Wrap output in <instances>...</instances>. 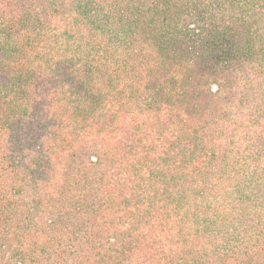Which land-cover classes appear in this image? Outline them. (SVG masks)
<instances>
[{
	"label": "trees",
	"instance_id": "1",
	"mask_svg": "<svg viewBox=\"0 0 264 264\" xmlns=\"http://www.w3.org/2000/svg\"><path fill=\"white\" fill-rule=\"evenodd\" d=\"M92 1L0 0V264H119L117 257L127 264L131 257L130 264H264V229L241 262L213 234L223 218L147 204L159 180L172 176L169 163L186 157L182 145L187 153L203 150L194 147L198 134L224 115L222 106L239 102V79L256 71L264 85V65L256 62L264 60V0H115L88 24L90 11L103 6ZM193 1L199 21H218L199 34L203 51L195 59L186 12ZM186 53L194 55L183 59ZM76 59L98 68L100 85L87 69L73 71ZM213 83L226 96L205 93ZM65 92L79 97L73 106L59 105ZM211 98L212 110L197 114L198 102ZM144 106L154 117L136 119ZM258 107L252 103L246 115ZM118 135V143L93 151L95 139ZM82 154L95 155L99 171L75 169ZM40 193L64 201L62 211L36 217ZM117 230L121 255L106 261L94 258L96 249L77 252L100 245L106 256Z\"/></svg>",
	"mask_w": 264,
	"mask_h": 264
},
{
	"label": "rangeland",
	"instance_id": "2",
	"mask_svg": "<svg viewBox=\"0 0 264 264\" xmlns=\"http://www.w3.org/2000/svg\"><path fill=\"white\" fill-rule=\"evenodd\" d=\"M114 1L100 0L103 4L100 7V4L93 0L92 5L99 6L101 13L94 14V10H91L90 15L93 16L87 18L86 22L93 24L95 21H100L102 13L107 11L112 5L111 2L114 3ZM195 4V1L191 4L187 2L186 11L191 27L190 30H187L191 44V46L188 44V47L192 52L195 51L194 59L203 51L202 36L199 34L204 32L205 27L209 28L210 25L218 23V21H212L210 18H199L201 20L199 21V16L195 15ZM109 20L110 25L115 24L114 19L110 18ZM194 33H197L198 36H195ZM181 44L182 42L179 45L180 50H182ZM193 55L194 53H186L183 59H191ZM256 62L264 65V60ZM86 69L95 76L94 81L97 82V85H100V79L104 77L97 72L98 68L94 67L93 71H89V66L84 69L82 62L78 60L75 62L73 71L79 74ZM124 70L126 69L124 68ZM178 70H181L180 66ZM192 71L193 69L188 72ZM180 75L182 74H177V80L181 77ZM91 78L93 77L91 76ZM198 78L199 75L196 76V79ZM260 81V74L256 71L239 79L240 84L236 94L240 103L235 97L234 105L227 106V108L222 106L225 111L224 115L218 114L217 117L210 118L204 128V133L198 134V139L194 144L196 149L204 148L203 150L187 153L190 147L182 145V151L186 157L183 161L169 163L172 176L167 177L164 175L159 180L162 182L161 189H158V194H154L147 202L148 205H152V208L163 206L168 209L167 205L173 210L172 213L178 216L184 211L191 213L195 210L194 212L205 216L209 221L210 216H217L219 220L223 218L226 225L212 228L214 229L213 234H217L219 240H221V237L226 239L225 251L228 257H234L237 261L241 260V262L249 259V249L247 247L257 244L255 240L259 237L258 233L264 229V85L260 86ZM217 89L216 83H213L204 92L208 94H210L209 91L212 94L219 92L218 96L221 97L226 96V93H228L226 88H222L220 91ZM236 94L233 96H236ZM77 98L79 97L65 92L57 100L60 106L68 107L73 106V102L77 101ZM145 102L148 104L150 98H146ZM252 103H257L260 111L255 112L253 115L252 112L251 115H246V111ZM212 104L213 98L207 101L202 99L196 105L195 111H197V114L201 111H211L212 109L209 106ZM136 112H142L143 114L136 119H144L145 116L154 117L147 106H144L142 110H136ZM154 113L155 117H158L159 112L154 110ZM121 138L118 135L107 140H99V142L95 139L92 143V149L96 152L94 148V145H96L99 149L97 153H101L104 145L118 143ZM208 144L211 145L206 147ZM156 146L157 148H164L160 143H156ZM96 159L95 155L82 154L79 159H76L74 167L75 169H83L88 173H95L99 171V167L93 165L97 161ZM182 162H184L183 165ZM39 189L44 188L40 185ZM42 195L40 193L38 198L40 201L36 208V217L43 219L58 215V211H62V204L65 202L57 196L43 199ZM118 222L122 223L124 221L119 219ZM56 229H63V226L59 224ZM109 239L110 241L113 240V243L109 244L111 248L106 256H103L100 245L92 247L91 244L77 250V252L96 249L99 252L96 255L94 254V258L97 260L106 259V261L107 257L113 253L116 255V252H119V255H121L123 253L120 250L123 246V238L118 230L117 235L109 236ZM131 260L132 257L128 258V264L131 263ZM117 261L119 264H127L124 258L117 257ZM143 263L145 264L144 261Z\"/></svg>",
	"mask_w": 264,
	"mask_h": 264
}]
</instances>
